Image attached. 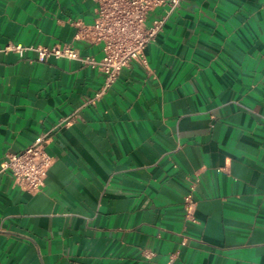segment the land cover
I'll list each match as a JSON object with an SVG mask.
<instances>
[{
    "label": "crops",
    "instance_id": "0c3cea01",
    "mask_svg": "<svg viewBox=\"0 0 264 264\" xmlns=\"http://www.w3.org/2000/svg\"><path fill=\"white\" fill-rule=\"evenodd\" d=\"M96 6L0 0V45L98 59L73 39ZM144 51L88 103L97 68L0 53V264H264V0H182ZM52 128L22 190L1 162Z\"/></svg>",
    "mask_w": 264,
    "mask_h": 264
},
{
    "label": "built area",
    "instance_id": "2783aa9c",
    "mask_svg": "<svg viewBox=\"0 0 264 264\" xmlns=\"http://www.w3.org/2000/svg\"><path fill=\"white\" fill-rule=\"evenodd\" d=\"M95 17L92 22H76L73 39L85 40L99 45L102 56H81L78 49L71 43L53 45L23 44L8 42L0 45V53L14 52L23 57L28 50L36 52V60L45 61L48 57H65L80 60L97 68L103 75V83L95 95L85 103L100 97L106 89L117 79L120 70L131 61L143 65L147 63L145 47L153 42L157 34L162 31L169 15L182 0H96ZM162 12L153 15L157 9ZM73 116H68L58 122L53 128L61 124H69ZM50 129L40 134L16 152H9L1 162V170H8L13 183L30 193L37 192L44 184L47 170L52 163V157L45 149ZM195 201L189 192L184 196V208L190 215Z\"/></svg>",
    "mask_w": 264,
    "mask_h": 264
}]
</instances>
